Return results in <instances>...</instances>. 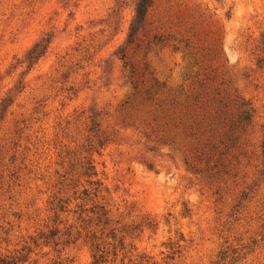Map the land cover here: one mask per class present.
<instances>
[{
    "label": "rangeland",
    "instance_id": "obj_1",
    "mask_svg": "<svg viewBox=\"0 0 264 264\" xmlns=\"http://www.w3.org/2000/svg\"><path fill=\"white\" fill-rule=\"evenodd\" d=\"M117 1L0 0V99L17 89L0 128V256L54 225L50 203L61 188L59 175L91 150L111 192L106 202L120 222L115 226L157 224L135 233L138 253L170 262L169 246L179 243L171 264H264V67L257 64L264 0H157L136 42L137 55L130 54L140 63L148 43L162 35L166 44L149 53L148 62L168 90L190 96L203 81H214L224 84L225 97L252 104L244 147L250 158L236 178L224 179H208L199 165H186L184 116L155 122L133 108L137 91L115 52L134 13L132 0H122L123 21L109 26ZM45 33L55 34L54 43L28 71L20 62ZM216 40L220 63L196 64L197 48L208 52ZM89 116H96L95 133ZM65 253L75 264L91 263L83 239ZM55 257L52 248L39 247L32 260L51 264Z\"/></svg>",
    "mask_w": 264,
    "mask_h": 264
},
{
    "label": "trees",
    "instance_id": "obj_2",
    "mask_svg": "<svg viewBox=\"0 0 264 264\" xmlns=\"http://www.w3.org/2000/svg\"><path fill=\"white\" fill-rule=\"evenodd\" d=\"M157 0H132L133 18L128 26L125 42L115 52L123 62V69L127 82L131 83L137 91V106L139 113H145L154 118L155 122L170 120L175 122L180 113L186 119L185 132L189 138L190 148L186 149L190 157L185 158V163L192 170L199 165V172L206 178H236L242 169V161L249 159L245 147L252 124L255 110L251 103L244 100H231L225 97L222 85L205 82L194 88L190 96L184 94L182 89L178 91L168 90L166 83H161L151 70L148 62L149 53L163 48L166 39L162 35H155L148 43L142 60L135 64L130 57L131 52L137 55L140 48L136 45L139 35L145 31L151 9ZM125 2L117 1L109 14V26L116 25L120 18L123 21ZM55 34L45 33L28 50L25 58L20 62L28 71L37 66L49 53ZM258 46L260 56L257 64L264 67V36ZM219 40L214 41L213 47L206 52L205 49L197 48L199 60L207 66L211 63H220L222 51L218 47ZM136 45V47H134ZM186 47H190L187 44ZM207 53V54H206ZM195 56V54H193ZM196 55V56H197ZM212 66L208 67L210 69ZM207 69V70H208ZM205 70V71H207ZM216 71V69H215ZM208 81L211 79L208 78ZM15 90L0 99V128L15 103L13 96ZM74 91V87L68 89ZM91 123V132H97L99 127L96 116L88 117ZM187 124V125H186ZM262 141L260 145V159L262 170L260 176L264 178V124L261 127ZM100 145L103 143L100 142ZM91 150H87L86 156L76 157L74 162L62 175H59L58 186L60 190L50 203L51 213L54 214V225L47 227L48 231L40 232L36 237H31V243L13 253L0 256V264H39L38 260H32L35 248H52L56 253L51 264H75V260L65 253L66 249L83 239L91 251L90 264H171L179 251V243H173L169 247L171 255L169 261L158 262L148 253H138L134 244L135 233L143 227L155 229L157 224L147 222L143 225L122 226L115 225L119 221L113 220L112 210L107 204L110 197V189L105 186L99 176L97 166ZM201 168V169H200ZM242 191L243 200L248 197L246 189ZM71 193V194H70ZM73 206V208H72ZM67 215L62 219V215ZM74 220L69 224L70 218ZM66 224L65 231L60 226ZM47 253L44 256H48Z\"/></svg>",
    "mask_w": 264,
    "mask_h": 264
}]
</instances>
